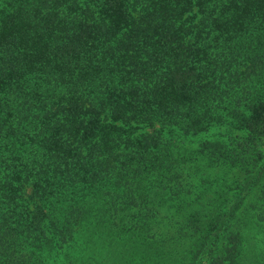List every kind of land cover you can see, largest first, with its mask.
I'll return each instance as SVG.
<instances>
[{
	"label": "trees",
	"instance_id": "16d2710c",
	"mask_svg": "<svg viewBox=\"0 0 264 264\" xmlns=\"http://www.w3.org/2000/svg\"><path fill=\"white\" fill-rule=\"evenodd\" d=\"M259 235L264 0H0V264H264Z\"/></svg>",
	"mask_w": 264,
	"mask_h": 264
},
{
	"label": "rangeland",
	"instance_id": "374dc122",
	"mask_svg": "<svg viewBox=\"0 0 264 264\" xmlns=\"http://www.w3.org/2000/svg\"><path fill=\"white\" fill-rule=\"evenodd\" d=\"M225 127H226V126H221L219 129L216 128V129H214L213 131H214L215 133H218V132L224 130ZM194 143H197V140H195ZM263 237H264V235H259L258 238H257V242H258V245H259V246H260V244L263 243V240H262Z\"/></svg>",
	"mask_w": 264,
	"mask_h": 264
}]
</instances>
